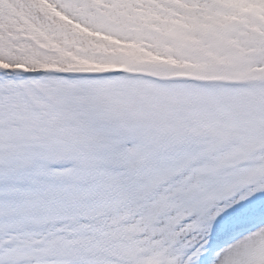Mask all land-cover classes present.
Instances as JSON below:
<instances>
[{
	"label": "snow or ice",
	"instance_id": "snow-or-ice-1",
	"mask_svg": "<svg viewBox=\"0 0 264 264\" xmlns=\"http://www.w3.org/2000/svg\"><path fill=\"white\" fill-rule=\"evenodd\" d=\"M0 264H264V0H0Z\"/></svg>",
	"mask_w": 264,
	"mask_h": 264
}]
</instances>
